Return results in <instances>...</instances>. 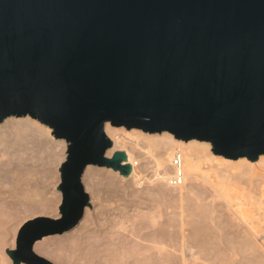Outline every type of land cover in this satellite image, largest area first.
<instances>
[{
	"label": "water",
	"instance_id": "1",
	"mask_svg": "<svg viewBox=\"0 0 264 264\" xmlns=\"http://www.w3.org/2000/svg\"><path fill=\"white\" fill-rule=\"evenodd\" d=\"M37 119L64 139L57 217L35 216L9 264H55L35 241L71 230L90 206L87 165L106 155L105 123L208 141L215 154H264V0H0V121Z\"/></svg>",
	"mask_w": 264,
	"mask_h": 264
},
{
	"label": "bare ground",
	"instance_id": "2",
	"mask_svg": "<svg viewBox=\"0 0 264 264\" xmlns=\"http://www.w3.org/2000/svg\"><path fill=\"white\" fill-rule=\"evenodd\" d=\"M104 130L112 139L106 155L120 149L125 154L121 163L129 164L128 176L134 185L147 181L155 187L146 192L118 193L121 207L105 205L95 214L85 207L72 229L82 233L92 224L94 228L78 238V232L75 234L70 255L61 246L67 264H74L71 256H77L81 264H264V213L260 216L250 209L254 203H261L264 193V154L255 161L231 159L215 154L208 141H185L167 131L150 134L108 122ZM47 141L54 147H47ZM59 143L61 147H55ZM65 151V140L53 137L47 125L29 115L1 120L0 213L16 207V201L9 198L22 190L18 183H24L21 180L27 170L41 169L46 180L58 171ZM177 156L183 178L180 184H172L176 171L173 159ZM141 158L145 159L143 168ZM5 185L8 188L4 189ZM42 201L41 206H48L46 197ZM222 207L226 217L217 214ZM3 236L0 232L1 243ZM46 237L35 241L33 250L50 253L52 244L45 241Z\"/></svg>",
	"mask_w": 264,
	"mask_h": 264
},
{
	"label": "rangeland",
	"instance_id": "3",
	"mask_svg": "<svg viewBox=\"0 0 264 264\" xmlns=\"http://www.w3.org/2000/svg\"><path fill=\"white\" fill-rule=\"evenodd\" d=\"M50 132H52L51 128H50ZM162 132L160 133L152 132L150 134H154V133L161 134ZM106 136L112 141L111 137H109L107 134ZM28 145H30V143ZM47 145H48L47 147H54L52 146L53 144L50 141H47ZM55 147H61V143H59V145ZM57 153L58 155L60 154L58 151ZM144 164H145V159L141 158L140 165L142 166V168L144 167ZM51 168L55 169L54 167ZM88 168L89 169L86 172L84 170L81 177V182L83 184L85 191L89 195L90 206H87L86 208H89V212H93V214L97 213L99 209H101V207L104 208L105 205H106L105 207L114 206V205L121 207L119 201H117L118 193L124 194L132 190L139 192L140 191L146 192L148 190L152 191V188L155 187L153 183H149L147 181L144 184H140L136 186L133 183V179L128 176L129 175L128 173L124 175L125 178H122L118 174L113 173V170L110 167L89 165ZM204 168L205 166L203 167V169ZM148 171L149 170H147V174H150V172ZM23 178L25 179H22L21 181L28 184L19 182L18 186L21 187L22 190L16 193L13 197L9 198L16 201V207L13 210L4 211L0 213V216L3 215V217L0 218V220H3V222L0 223V232L1 234L4 235L2 239L3 240L2 243L0 242V264H9L11 262L10 258L5 253V249L14 247L16 233L18 227L21 225L22 222H24L29 218L40 215L49 216V217H57L59 215L58 206L61 201V194L59 191H57L55 187L59 182L58 171L54 170L53 174L48 179L44 180L41 175V169L31 168L30 170H27L25 172ZM42 179L44 180L43 182L41 181ZM39 180L40 183H33ZM30 183H32V185ZM240 185L238 187H240ZM241 186L244 187L245 184ZM6 188H8L7 185L4 186V189ZM95 190L98 192L97 198L95 196ZM243 190L244 191H242V193H246V189L244 188ZM106 193H109V195H107ZM110 193L113 194V197L110 195ZM45 197L47 200L46 204H48V206L43 207L41 206V203L43 202L42 198ZM164 199L165 201H168L167 198ZM206 200H202V201L207 202ZM34 205L38 206L39 208L37 207L34 209ZM258 206H259V210H257ZM250 209L253 213L255 214L260 213L259 215L263 216L262 214L264 213V193L261 194V203L259 205L258 203H254L253 205H251ZM219 213L223 214L222 216L224 217H226L227 215V212L226 210H224L223 207L221 208V210H219L217 214ZM255 216L253 217V220H256L254 219ZM93 226L94 224L90 225L89 227L91 228H89L88 231H84V232H92L94 228ZM77 232L78 231L72 229L70 231H66L61 234L47 235L45 241L47 243L52 244L51 245L52 251L50 253H45V254L38 253V254L46 257L55 264H67L68 263L67 258L65 257V255L60 253V248L61 246L66 248L67 254L70 255L72 253L75 240L78 238V236L85 235L84 232L82 233L78 232L77 238H75L76 237L75 234ZM70 262H73L74 264H81L82 261H78L77 256L76 257L71 256Z\"/></svg>",
	"mask_w": 264,
	"mask_h": 264
},
{
	"label": "built area",
	"instance_id": "4",
	"mask_svg": "<svg viewBox=\"0 0 264 264\" xmlns=\"http://www.w3.org/2000/svg\"><path fill=\"white\" fill-rule=\"evenodd\" d=\"M173 165H174L176 171H175V174L172 178V184H180L182 182L183 173L180 170V159L178 156L174 157Z\"/></svg>",
	"mask_w": 264,
	"mask_h": 264
}]
</instances>
